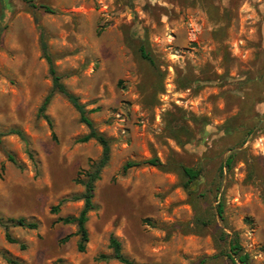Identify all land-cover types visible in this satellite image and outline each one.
<instances>
[{"label": "rangeland", "instance_id": "rangeland-1", "mask_svg": "<svg viewBox=\"0 0 264 264\" xmlns=\"http://www.w3.org/2000/svg\"><path fill=\"white\" fill-rule=\"evenodd\" d=\"M41 35L110 140L84 251L58 218L82 209L73 196L102 148L61 93L39 111L52 87ZM0 132V218L37 222L10 225L12 242L0 227V264H124L111 237L137 264H240L225 233L264 264V0H2ZM151 157L162 166L123 170ZM183 166L201 170L188 188Z\"/></svg>", "mask_w": 264, "mask_h": 264}, {"label": "trees", "instance_id": "trees-1", "mask_svg": "<svg viewBox=\"0 0 264 264\" xmlns=\"http://www.w3.org/2000/svg\"><path fill=\"white\" fill-rule=\"evenodd\" d=\"M2 1V0H0ZM43 35H41V49L43 52V55L45 59L47 60L49 64V72L51 75V81H52V87L50 92L45 96L44 100L42 101L39 111L43 116L47 118V116L43 113L46 109V106L48 102L50 101V98L53 93L58 92L61 93L66 97V99L71 103V105L77 110L79 114V121L86 125L88 128V132L86 135L82 137L83 141H86L88 139H94L96 140L102 148L101 156L100 158L92 164L91 169L87 171L85 180L82 181V184L84 185V191L80 194H76L73 196L74 199H82L83 200V207L76 216H65V217H59L58 220L62 223H74L76 225V230L74 234H77L79 236L78 242H77V249L79 251H84L86 244L88 242V231L86 228V222L88 220V212L93 209L94 204L92 202L93 197V190L95 187V181L100 178V171L101 169L108 163L109 157H110V140L105 137L101 132H99L93 121L88 116V111L86 110L84 104H82L78 97L74 95L73 93L69 92L65 85L63 84L61 80V75L57 73L55 66L53 64L51 56L47 52V45L42 38ZM140 53L142 58L149 61L151 64H154V59L151 57V55L145 50L144 47L140 48ZM6 133H16L20 135V132L17 129H10ZM5 133L0 132V136ZM234 154L231 153L228 155L227 159L225 160L224 165L227 167H230L232 160H233ZM11 158V157H10ZM151 164L155 166H162V163L158 159V157H151L146 160L142 161H127L123 165V170H126L130 167L137 166L140 164ZM220 174H222V168H220ZM181 176L183 181L184 187L188 188L191 183H196L200 177H201V170L197 167L192 166H183L181 167ZM52 212L58 211V206H54L51 208ZM217 212L219 216H222L223 207L222 203H218L217 205ZM22 226L30 229H34L37 227V222L26 220L23 217L17 218V219H8L4 220L3 218H0V227L4 229L5 238L8 241H14V239L11 237L9 232V226ZM225 236H229V239L227 241L228 250L226 255L228 258L236 263L240 264H251L250 257L248 252L244 251L238 235L236 233L228 234L225 233ZM69 238V235L65 236V240ZM110 246L112 247L113 253L112 257L117 259L118 261L124 263V264H137L133 261L126 258L123 253L121 252L120 243L115 238H110ZM7 261L11 264H20L14 259H11L9 257H6ZM63 264V263H60ZM197 264H205V259H201L199 263Z\"/></svg>", "mask_w": 264, "mask_h": 264}]
</instances>
